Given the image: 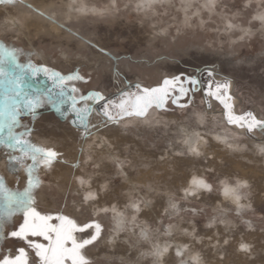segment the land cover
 <instances>
[{
  "label": "rangeland",
  "instance_id": "1",
  "mask_svg": "<svg viewBox=\"0 0 264 264\" xmlns=\"http://www.w3.org/2000/svg\"><path fill=\"white\" fill-rule=\"evenodd\" d=\"M137 4L138 0H115V7L113 0H15L14 4L0 5V39L34 51L33 60L47 62L63 72L79 68L91 79L77 82V87L82 92L101 91L110 99L130 86L135 90L136 83L151 86L165 76L195 74L207 80L204 73L211 70L215 79L231 81L237 112L252 110L264 115V22L253 18L264 12L261 0H216L215 8L208 6V0H158L144 9ZM1 6L19 22L32 19L42 28L2 24L6 12ZM25 10L28 14L23 17ZM48 16L55 17L58 26L66 27L59 26L60 33L54 32ZM229 24L234 27L229 28ZM60 50L67 53V59L59 56ZM202 100L197 93L187 110L169 103V111H153L148 123L132 121L127 128L123 124L100 126L87 138H81L70 123V113L61 116L50 104L37 110V117L29 124L35 129L33 139L44 144L61 141L54 146L62 148L59 151L69 162L56 163L61 171L55 180L51 176L55 165L50 172L41 173L44 185L38 196L39 206L46 210L62 208L81 220L92 217L104 225L103 239L92 250L95 264L149 262L158 240L174 247L173 238L188 246H182L183 256L174 253V264H192V254H199L201 264H264L261 162L254 163L255 175L246 180V186H238L245 180L231 167L234 161L243 160V154L264 158L260 151L264 135L258 130L247 135L225 125L218 102L213 101V108L207 110ZM63 110L67 111V105ZM205 112L206 119L201 123L195 114ZM100 119L93 115L91 121L98 124ZM183 128L203 137L200 151H190L183 142ZM97 136L112 155L105 152ZM115 137L121 140L111 141ZM80 148L84 149L82 153ZM223 157L231 163L220 159ZM77 158L80 166L72 168ZM0 167L5 177L12 176V183L7 178L6 182L14 185L16 175L6 171L2 147ZM190 175L211 184L212 190H200L185 198V189L192 184L185 186ZM19 176L23 185L24 173ZM80 176L88 181L85 186L76 179ZM225 184L237 188L243 207L224 196ZM81 187L91 189L96 199L84 203ZM131 202L138 210L130 206ZM173 203L176 208L171 207ZM114 208L124 218L123 226L116 231L118 241L137 252L134 262L111 255L108 252L113 249L103 247L115 231ZM241 242L250 245L248 252L240 250ZM19 246L20 242L11 238L0 241L4 252H14Z\"/></svg>",
  "mask_w": 264,
  "mask_h": 264
},
{
  "label": "snow or ice",
  "instance_id": "2",
  "mask_svg": "<svg viewBox=\"0 0 264 264\" xmlns=\"http://www.w3.org/2000/svg\"><path fill=\"white\" fill-rule=\"evenodd\" d=\"M157 2L138 0L137 8H151ZM14 3L15 0H0V5ZM208 6L215 8L216 0H208ZM47 18L58 23L53 16ZM253 18L264 22V12ZM228 27L234 25L229 24ZM58 54L68 58L63 50ZM34 55V51L0 39V147L5 150L6 171L16 175L15 184L9 185L4 174L0 173V241L11 238L22 245L14 252L11 249L7 252L0 250V264H95L92 250L103 239L104 225L98 219L86 217L81 220L62 208L46 210L39 206L38 196L44 185L41 173L50 172L58 162L69 163L54 145L33 139L35 129L29 124L37 117V110L45 104L52 105L61 116L67 117L70 113V123L79 130L81 138H87L92 135V129L100 126L123 124L127 128L132 121L148 123L153 111H169V103L187 110L194 104L196 94L201 93L207 110L213 108V101L218 102L220 117L225 125L242 130L247 135L257 130L264 135V115L252 110L237 112L231 81L227 78L215 79L211 70H207V80L195 74L165 76L151 86L136 83L135 90H131L130 86L110 99L101 91L82 92L77 82L87 83L91 76L81 74L79 68L63 72L47 62L33 60ZM113 59L118 61L119 58ZM65 105L67 111L63 110ZM93 115L101 117L98 124L92 123ZM195 115L201 123L206 119V112ZM191 150L198 151L195 147ZM79 151L82 153L84 149ZM260 151L264 152V147ZM79 166L77 158L71 167ZM20 172L24 173L23 185ZM76 179L81 186L88 183L83 176ZM238 186H246V181ZM200 190L211 191L212 185L203 179H194L191 186L185 189V198L195 196ZM223 193L243 207L239 204L241 197L236 187L225 184ZM95 199L96 194L89 191L84 196V203ZM171 207L176 208L177 205L173 203ZM16 217L19 219H14ZM187 247L185 245L184 249ZM184 249L177 250L176 255L183 256ZM249 249V244L240 243V250L248 252ZM167 251V247L158 249L154 255L163 257ZM191 262L201 264L199 254L193 255Z\"/></svg>",
  "mask_w": 264,
  "mask_h": 264
},
{
  "label": "bare ground",
  "instance_id": "3",
  "mask_svg": "<svg viewBox=\"0 0 264 264\" xmlns=\"http://www.w3.org/2000/svg\"><path fill=\"white\" fill-rule=\"evenodd\" d=\"M1 8L5 9V12H6V14H5L6 17H5V19L1 23L4 24V25H6V26H8V27L14 28V27L22 26V27L28 29L29 26H35L36 28H42L40 22H38V21H37V23L36 22H33L32 19L23 18L19 22L14 17V15L12 13H10V11L7 10V8L2 7V6H1ZM22 14H23V17H24V14L27 15L28 12L25 10V11H22ZM50 26H51L50 27L51 30H53L56 33H60V28H59V26H58L57 23H53L52 22V23H50ZM43 61H44V59H43ZM182 130L184 132L183 142L190 149V151H191V149L193 147L197 148L198 151H200L201 150L200 146L203 148V146H202L203 145V142H202L203 137H201L199 134L197 135L196 133L188 130L187 128H183ZM97 137L99 139V136H97ZM217 137H220V136H217ZM220 138L221 139H218L217 138L218 141H220V142L223 141V137H220ZM120 140H121V138L115 137V138H112L111 141H120ZM186 141H187V143H186ZM43 142H47V141L44 140ZM99 142H101V144L105 148V152L108 153V154H110V155H112L110 152L107 151L105 143H102V140H100V139H99ZM48 143L49 144H52V145L62 144L61 141H54V140H49ZM217 146L219 148L220 147V144L218 143ZM58 148L59 149H57V150H61L62 149L61 147H58ZM218 152H220V151H218ZM221 153L223 154V152H221ZM113 158H114V156H113ZM217 158H219V157H217ZM220 159H225V161H227V163H229V162L231 163V160L227 159L226 157H223V158H220ZM243 160L242 161H240V160L239 161H234L233 164H232L233 166H231V167H233L232 169L240 175V179L241 180H245V181L248 180L249 181V179L253 176V174L255 175L254 170H253V166L255 165L254 163H256V162H261L262 169L264 171V158H261L260 160L258 158H254L253 159L252 157L251 158L249 156L246 157V155L243 154ZM249 162H251L252 164H249ZM210 163H212V162H210ZM162 165L165 166V164H162ZM167 165H168V163H167ZM246 166H248V168H249L248 170H245L244 169V167H246ZM1 167H0V169H1ZM60 171H61V168H59V166H56V164H55V168L53 169V171L51 173L52 180H55L56 179V174L57 173H60ZM6 178H7V180L9 182L12 183V176H8ZM194 179H200V178H198L197 176H192V177H191V175L188 176L187 179L185 180V186H187L188 182L189 183L190 182H193ZM253 179L257 183V185H259V182L257 181V179H256L255 176H254ZM80 189H81V191L84 192L83 195H85L89 191L93 192L91 189H88V188H85V187H81ZM133 205H136V204L131 202L130 203V206L133 207ZM134 208H136V210H138V207H134ZM115 210H116V214H117V216L115 218V220H116V223H115V226L116 227L114 228L115 231L113 232V236L112 235L110 236L111 237L110 240L103 247L106 250L108 248H112L113 250L110 251V252H108L111 255L115 253V254H118L119 256H121L122 258H125V260H127V261L134 262L135 261V258L138 257L137 252H135V251H133V252L132 251H129L130 248H127V246L123 242L118 241L119 236L116 234V231L119 230L123 226L124 218L122 216H120V214H119L120 212L118 211V209H115ZM149 211L150 212H153L152 209H150ZM130 213L131 214H135L134 211L133 212L131 211ZM136 233H134V234H136ZM141 233L142 232H139V234H141ZM125 241H126V238H125ZM172 242L174 243V247H168V243L161 242L160 240H158V245H157V247L155 249V252L158 249L162 250L163 248L167 247L168 248V252L165 253V256H163V257H157L156 255H153L151 261H149V262H140L139 264H174V260H175L174 253H176L177 250L182 249L184 246H183L182 243L179 242V240H177V239L175 240V238H173V241ZM146 249H148V248H146ZM150 249H151V247H150ZM125 252H128L129 254L127 255V253H125ZM192 255H197V254H192ZM200 260L202 262V259L201 258H200ZM213 262H215V261H213ZM210 264H213V263L210 262Z\"/></svg>",
  "mask_w": 264,
  "mask_h": 264
},
{
  "label": "clouds",
  "instance_id": "4",
  "mask_svg": "<svg viewBox=\"0 0 264 264\" xmlns=\"http://www.w3.org/2000/svg\"><path fill=\"white\" fill-rule=\"evenodd\" d=\"M250 2H251V0H250ZM261 2L264 3V0H261Z\"/></svg>",
  "mask_w": 264,
  "mask_h": 264
},
{
  "label": "water",
  "instance_id": "5",
  "mask_svg": "<svg viewBox=\"0 0 264 264\" xmlns=\"http://www.w3.org/2000/svg\"><path fill=\"white\" fill-rule=\"evenodd\" d=\"M204 74H207V72H205ZM204 74H203V75H204Z\"/></svg>",
  "mask_w": 264,
  "mask_h": 264
}]
</instances>
